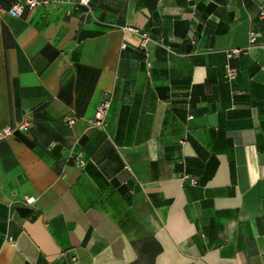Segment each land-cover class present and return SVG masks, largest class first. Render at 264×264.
<instances>
[{
  "label": "crops",
  "instance_id": "crops-1",
  "mask_svg": "<svg viewBox=\"0 0 264 264\" xmlns=\"http://www.w3.org/2000/svg\"><path fill=\"white\" fill-rule=\"evenodd\" d=\"M12 1L0 128L32 126L0 140V264H264V0H91L94 17L52 4L20 18L2 10Z\"/></svg>",
  "mask_w": 264,
  "mask_h": 264
},
{
  "label": "built area",
  "instance_id": "built-area-1",
  "mask_svg": "<svg viewBox=\"0 0 264 264\" xmlns=\"http://www.w3.org/2000/svg\"><path fill=\"white\" fill-rule=\"evenodd\" d=\"M52 4H58V10L64 11V13L67 16H70L73 14V12L77 9L83 8L84 13L86 16H92L93 14V7L91 5V0H13L10 4V6L6 9H2L3 11H6L10 16L15 18L22 17L25 10H33L37 7L41 6H50ZM262 16H264V10L260 12ZM126 30L133 31V32H139V30L132 26L125 27ZM255 32H250V42L255 41ZM143 41H146L149 39V35L147 32L142 33ZM242 48H232L228 52V57H234L237 56L241 52ZM237 76V70L231 65L227 66L225 77L228 81H233ZM111 108V100L109 99H103L99 102V104L96 107V111L94 114V117L92 118V123L94 126H97L99 128H104L106 125V119L109 113V110ZM68 123L70 125L75 123V118L70 117L68 118ZM32 126V121L29 117H25L21 122L16 123L14 126H3L0 128V140L9 138L13 135H15L16 132L19 131H27ZM76 165L84 167L86 165L85 159L80 155L73 158ZM27 204H34L36 202V197L34 196H28L25 199Z\"/></svg>",
  "mask_w": 264,
  "mask_h": 264
}]
</instances>
